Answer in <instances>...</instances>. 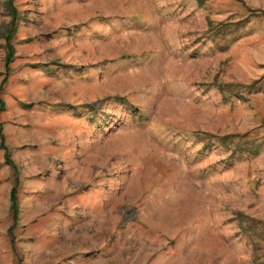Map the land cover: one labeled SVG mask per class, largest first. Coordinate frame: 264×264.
<instances>
[{"label": "rangeland", "instance_id": "obj_1", "mask_svg": "<svg viewBox=\"0 0 264 264\" xmlns=\"http://www.w3.org/2000/svg\"><path fill=\"white\" fill-rule=\"evenodd\" d=\"M250 262L264 0H0V264Z\"/></svg>", "mask_w": 264, "mask_h": 264}, {"label": "trees", "instance_id": "obj_2", "mask_svg": "<svg viewBox=\"0 0 264 264\" xmlns=\"http://www.w3.org/2000/svg\"><path fill=\"white\" fill-rule=\"evenodd\" d=\"M13 31H14L13 29L10 30V32H9V34H8V37L6 38L7 41L10 40L9 38H10L11 35L13 34ZM7 60H10V57H8ZM6 63H8V61H7ZM10 203H11L12 219H13V221L15 222V221H17L18 208H17V196L15 195V192H14V191L11 192V195H10ZM255 224H256V223H255L254 221H250V222L248 223V225H250L251 227H254ZM250 226H249L248 228H251ZM249 235L252 236L251 238H248L249 240H255V239L259 238L260 236H262V233H258V232H256V231H251V232L249 233ZM254 258L257 259V258H258V255L256 254V255L254 256ZM250 263H251V264H256V263H254V262H253V263L250 262Z\"/></svg>", "mask_w": 264, "mask_h": 264}]
</instances>
